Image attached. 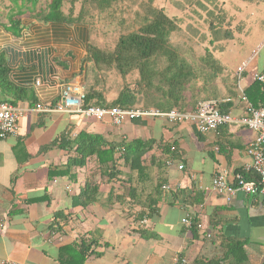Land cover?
Returning <instances> with one entry per match:
<instances>
[{
	"label": "crops",
	"instance_id": "1",
	"mask_svg": "<svg viewBox=\"0 0 264 264\" xmlns=\"http://www.w3.org/2000/svg\"><path fill=\"white\" fill-rule=\"evenodd\" d=\"M132 1L170 17L186 16L187 23L196 14L213 16L203 23L211 28L217 22L218 30L224 28L223 47L239 51L228 67L219 62L221 54L213 59L234 79L243 66L234 94L217 102L240 117L238 86L245 92L253 75L264 71V0ZM24 44L0 28V102L12 101L14 89L36 100L16 102L24 110L18 135L0 139V264H175L177 258L188 264H264L262 201L238 192L227 203L208 192L214 176L233 185L249 166L253 132L232 123L200 134L189 124L153 118L114 127L75 114L36 112L55 108L64 84L78 82L86 91V63L81 65L84 53L75 47L59 54L52 45L40 50L39 41ZM80 132L109 143L152 141L172 146L173 153L148 151L132 171L119 161L113 178L111 166L99 168L93 157L82 167L67 165L75 154L58 149V141ZM49 172L67 174L49 178ZM85 185L97 188L90 203L81 196ZM186 216L202 229L183 226Z\"/></svg>",
	"mask_w": 264,
	"mask_h": 264
},
{
	"label": "trees",
	"instance_id": "2",
	"mask_svg": "<svg viewBox=\"0 0 264 264\" xmlns=\"http://www.w3.org/2000/svg\"><path fill=\"white\" fill-rule=\"evenodd\" d=\"M21 1L30 3L31 7H34L37 0ZM120 1L81 0L78 14L74 17V7L79 0H51L46 9L35 12L30 16L34 19L36 25L38 23L41 26H32L30 31L29 27L24 26L21 22L22 15H24L23 12L17 9L16 12L9 10V13L4 18V22H0V28L10 34L14 39L24 40V45L28 41L31 44H34L36 41H39L41 44H46L50 39H59L58 42L68 39L70 41L71 37H74L77 43L84 47L86 46L83 50L84 57L81 60V65L91 63L94 69L101 67L108 69L114 66L123 79L128 73L132 71L136 72L135 93L131 92L128 86H124L111 100L106 101L102 91L100 92L96 89L89 88L85 91L84 106H95L105 109L118 107L122 110H136L137 103L139 102V98L137 97L138 93L141 92L140 94L144 93L146 95L149 90L153 89L157 92L156 95L150 103H147L141 108L142 110H156L160 112L176 110L181 113H192L201 102L193 103L196 101V98H186V85L189 81L196 80L197 77L189 64L177 56L170 48L169 37L176 31L177 27L174 20L168 18L162 11L148 7V15L142 20V25L136 31L119 38L118 43L111 53H106L88 45L87 26L83 19V8L86 5L94 6L96 10L103 12ZM67 2L69 3V8L67 13H65L62 10V6ZM1 19L0 17V21ZM206 55L201 59L202 63L209 68L208 78H204V85L213 83L216 77L222 76L225 73L224 69L213 59L212 55ZM67 56L71 59L73 58L71 53H68ZM159 58L164 59L165 67L158 74V79L155 78L151 66ZM230 86L232 89L234 88L235 80L231 82ZM231 88L226 92V95L217 96L213 93L214 99L208 101H218L221 98L233 95L234 91H231ZM199 89L201 90L198 91L199 94L206 93L205 87L203 88L201 86ZM244 94L254 108H259L264 105V89L258 83L253 82ZM11 96L13 100L6 103L15 107L17 101H28L30 105L36 101L32 93L21 89H14ZM216 97L221 98H217V100L215 99ZM226 108H228L227 105L219 104L220 112H227ZM58 143V149L66 150L68 153L73 151L75 154L74 158L67 161L68 166L82 167L86 159L93 157L97 161L99 168H108L109 164L112 168L110 173L115 171L119 161L126 164L130 171L138 170L141 166V158L151 150L161 148V154L163 155L173 153V150H171L172 146L165 148L152 141L132 140L129 142L109 143L101 135L83 132H80L71 140L65 138V135H63ZM49 147L47 146L45 149ZM117 173L116 171L114 172L113 178ZM65 174L67 172H49L48 177L52 178L55 175ZM237 175L239 178L237 176V179L233 183L235 187L239 186L242 182H256L258 180L251 172L241 170ZM96 191L97 188L85 185L81 191V196L87 200H85L86 202L89 201L88 203H90L95 198ZM149 212L151 211L149 210ZM195 224V222L192 223V230H196ZM53 227L55 228L52 231L59 235V226L55 225Z\"/></svg>",
	"mask_w": 264,
	"mask_h": 264
},
{
	"label": "rangeland",
	"instance_id": "3",
	"mask_svg": "<svg viewBox=\"0 0 264 264\" xmlns=\"http://www.w3.org/2000/svg\"><path fill=\"white\" fill-rule=\"evenodd\" d=\"M50 1L51 0H37L34 7H31L30 3L22 2L21 0H0V17L2 18L0 22H4V18L9 13V10L16 12L17 9H20L24 14L22 15L21 22L24 26L29 27L31 31L32 26L41 25L38 23L36 25V22L30 16L35 12L46 9ZM80 2L81 0H79L74 7V17L78 14ZM147 6L148 5H144L142 7L136 1L132 0H121L112 5L110 9L99 12L94 6L86 5L82 12L85 25L87 26L88 45L98 48L106 53H111L114 50L115 45L118 43L119 38L136 31L142 25V20L148 15L147 12L149 6ZM68 8L69 3H64L62 6L63 12L67 13ZM167 17L174 20L177 27L176 31L169 37L170 48L177 54V56L189 64L197 77L196 80L187 83L186 91L188 93L186 92L185 94L186 98H196V101L193 103H198L202 101L208 102V100L211 99L213 100V93L217 96L226 95L228 89L231 88V82L234 80L237 82L236 75H234V79L232 74L224 69V75L216 77L213 83L204 85V78H208L207 75L209 74V68L201 61L202 57L206 54L209 56L212 54L219 56V54H221L219 58L221 61L219 62L225 64L227 67L230 66L232 62L238 60L239 56L237 54L239 51L233 52L231 46L223 47L224 42L221 35L224 34V28L223 30H218L219 25H215L217 22L212 23L214 25L211 28H209L210 26H208L207 23L204 24L203 20L207 22L213 17L211 15L198 16L196 14L194 16L195 20L192 21L193 23H187L186 20L183 21V18L186 16ZM189 18L190 17L188 16L187 19ZM214 29L216 31H214ZM58 40L50 39L46 45L42 44L43 49L40 50H43L44 52L47 50L48 52L50 49L49 45H52L53 50L54 48L59 50V54L67 48L73 47H75L73 48L75 52L81 50L80 55L84 53L83 50L86 46L84 47L77 43L74 37H71L70 41H68V39L58 42ZM209 43L211 45H209ZM44 45L46 46L45 48ZM85 65L86 69H84V72L87 77L86 91L89 87L107 93L109 96H115L124 86H128V89L135 93V82L137 78L135 71L128 73L123 79L114 66L108 69L104 67L94 69L91 63H86ZM151 67L155 74V78H158V74L161 73L165 67L164 59H157ZM240 67L241 66L238 68ZM206 81L208 80L206 79ZM201 86H203V88L205 87L206 93H198V91H201L199 89ZM140 93H138L137 96L139 102L137 103L136 110H142L141 108L147 103H150L157 92L152 89L149 90L146 95ZM217 98L219 99L221 97H216L215 99Z\"/></svg>",
	"mask_w": 264,
	"mask_h": 264
},
{
	"label": "built area",
	"instance_id": "4",
	"mask_svg": "<svg viewBox=\"0 0 264 264\" xmlns=\"http://www.w3.org/2000/svg\"><path fill=\"white\" fill-rule=\"evenodd\" d=\"M264 42V41H263ZM242 67L236 71L239 79ZM253 81L261 85L264 89V71L253 75ZM238 99L241 103V116L234 119L232 114L220 112L217 101L201 102L192 113H181L176 110L160 112L156 110H122L118 107L109 109L84 106L85 90L78 82L64 84L60 92V102L55 108H39L36 112L66 113L82 116L86 119L96 121H108L112 126L119 127L126 120L133 119H162L169 124H189L200 134L216 132L220 127L236 123L237 126L254 133L252 142L248 145L246 153L251 160L249 166L245 167V172H251L257 177V181L242 182L235 187L229 184L221 174L213 177L208 192H212L225 199L227 203L236 193L240 192L246 196L259 198L264 204V105L254 108L247 100L242 89L238 86ZM24 110L12 106L6 102H0V139L13 138L18 135V120L23 115ZM183 167L177 166L181 171ZM239 178V176L237 177ZM236 178V179H237ZM163 189H168L165 186ZM186 228H191L192 221L189 216L181 220ZM196 230H201L200 223L195 224ZM208 237V235H206ZM175 264H188L183 258L175 259Z\"/></svg>",
	"mask_w": 264,
	"mask_h": 264
}]
</instances>
